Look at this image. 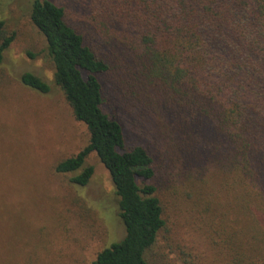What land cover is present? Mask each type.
<instances>
[{
    "label": "trees",
    "instance_id": "1",
    "mask_svg": "<svg viewBox=\"0 0 264 264\" xmlns=\"http://www.w3.org/2000/svg\"><path fill=\"white\" fill-rule=\"evenodd\" d=\"M29 2L54 82L89 132L54 171L84 187L94 153L118 198L124 236L93 264H158L168 194L203 207L228 264H264V0ZM5 26L0 65L15 39ZM21 81L51 90L32 72ZM1 209V223L18 228Z\"/></svg>",
    "mask_w": 264,
    "mask_h": 264
},
{
    "label": "rangeland",
    "instance_id": "2",
    "mask_svg": "<svg viewBox=\"0 0 264 264\" xmlns=\"http://www.w3.org/2000/svg\"><path fill=\"white\" fill-rule=\"evenodd\" d=\"M0 20L7 34L15 33L0 65V186L4 175L3 191L11 195L6 200L0 194V212L3 201L18 227L8 228L0 219V264H93L101 249L125 233L113 183L94 153L87 159L94 175L84 187L73 188L70 176L54 171L59 160L88 143V129L54 82L29 0H0ZM25 72L45 79L50 92L25 86ZM166 200L170 228L151 251L154 261L228 264V251L209 240L203 207L169 194Z\"/></svg>",
    "mask_w": 264,
    "mask_h": 264
}]
</instances>
